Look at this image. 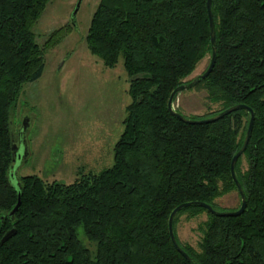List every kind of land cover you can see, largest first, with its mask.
Segmentation results:
<instances>
[{"label": "trees", "instance_id": "16d2710c", "mask_svg": "<svg viewBox=\"0 0 264 264\" xmlns=\"http://www.w3.org/2000/svg\"><path fill=\"white\" fill-rule=\"evenodd\" d=\"M50 1L0 0V240L13 230L0 241V264H190L170 241L169 216L191 202L217 211L216 200L238 195L230 163L250 118L238 110L189 125L167 110L171 93L194 79L201 60L210 61L207 0H100L86 48L108 68L122 58L131 99L113 165L71 184L21 177L18 187L9 180L11 113L23 86L41 78L45 51L69 33L62 27L37 43L33 27ZM211 12L215 64L195 87L220 109L191 118L174 110L190 120L235 105L252 110L250 139L234 166L246 208L237 217L182 209L173 233L195 264H264V0H211ZM18 194L20 207L10 217ZM202 214L195 250L180 242L176 228L182 216Z\"/></svg>", "mask_w": 264, "mask_h": 264}, {"label": "rangeland", "instance_id": "374dc122", "mask_svg": "<svg viewBox=\"0 0 264 264\" xmlns=\"http://www.w3.org/2000/svg\"><path fill=\"white\" fill-rule=\"evenodd\" d=\"M78 0H51L33 27L37 43L42 46L48 35L62 27L66 37L44 53L41 78L21 89L11 113L10 133L16 135L22 115L30 118L29 129L17 152V176H37L46 183L71 184L82 176L98 175L113 165V151L124 130L126 108L131 103L129 78L122 58L114 68L103 65L89 53L84 41L92 14L100 0H81L74 23L70 22ZM208 58L199 62L193 79L202 74ZM202 89L180 92L173 109L188 118L202 117L218 111ZM241 169H246L243 160ZM217 211H235L239 207L236 192L215 201ZM206 220L202 214L194 219H179L176 233L181 243L197 250L200 233L197 227ZM83 239V238H82Z\"/></svg>", "mask_w": 264, "mask_h": 264}, {"label": "water", "instance_id": "95a60500", "mask_svg": "<svg viewBox=\"0 0 264 264\" xmlns=\"http://www.w3.org/2000/svg\"><path fill=\"white\" fill-rule=\"evenodd\" d=\"M81 0L77 1V4L75 6V10L72 13L70 22L74 23V18L76 15V12L80 6ZM206 8H207V15H208V23H209V33H210V44H211V56H210V61L208 63V66L206 68V70L199 76L195 77L190 83L188 84H182L179 87H177L170 95L168 102H167V110L168 112L176 117L178 120H180L182 123L185 124H189V125H202V124H210V123H214L218 120H220L221 118H223L224 116L231 114L233 112H236L238 110H244L247 111L250 114V118H249V122L247 125V129L244 135V139H243V143L242 146L240 148V150L233 156L231 163H230V174H231V178L236 186L237 189V193L239 196V200H240V205L238 207L237 210L235 211H216L212 208V206L205 204V203H201V202H191V203H183L181 205H179L178 207H176L170 214L169 219H168V233H169V237H170V241L173 245V247L176 249V251L186 260L188 261L190 264H195L192 259L180 248V246L177 244L174 233H173V228H172V222H173V218L176 215L177 212H179L182 209H186L189 208L191 206H198L202 209H205L206 211H208L210 214L214 215V216H218V217H237L240 216L245 208H246V197L245 194L243 192V189L241 188L239 182L236 179L235 176V172H234V166L237 162V160L240 158V156H242V154L244 153L249 139H250V134L252 131V127H253V122H254V114L252 112V110L244 105H235L232 106L222 112H220L219 114L209 117L207 119H203V120H190L187 119L186 117H184L183 115H181L180 113H177L174 109H173V100L175 98L176 95H178L180 92H183L185 90H189L194 88L201 80L205 79L212 71L214 64H215V58H216V48H215V32H214V22H213V17H212V12H211V0H207L206 2ZM25 127L23 126V129ZM12 150V162H15L16 159V150L14 151L13 148H11ZM16 184L18 185V180H16ZM21 204V196L20 194L17 195V201L16 204L14 206V208L12 209V211L9 213L10 216H13L17 210L19 209ZM13 235V231H10L9 233H7L3 239L1 240V242H5L9 237H11Z\"/></svg>", "mask_w": 264, "mask_h": 264}, {"label": "flooded vegetation", "instance_id": "af4514ba", "mask_svg": "<svg viewBox=\"0 0 264 264\" xmlns=\"http://www.w3.org/2000/svg\"><path fill=\"white\" fill-rule=\"evenodd\" d=\"M20 120H21V122H22V128H20V130H19V132L16 134V135H14V136H12L11 135V148H13L14 149V151L16 150V159H15V162H12L11 161V165H10V171H9V180L10 181H14V180H19L20 178L17 176V171H15V163H16V161L17 160H21L22 159V157L20 156V155H18V152H17V150H18V148H19V146L22 144V143H24L25 144V134H26V132H27V130L29 129V124H30V118H29V116L28 115H22L21 116V118H20ZM23 126L25 127L24 129H23ZM26 152H25V154H24V156H23V159L22 160H25L26 159ZM11 212V211H10ZM10 216V215H9ZM14 216V215H13ZM13 216H10V217H13ZM12 219V218H11ZM10 231H13L12 229H11V227H9L8 228V230L6 231V234L7 233H9ZM5 234V235H6ZM5 235H3V237L5 236ZM3 237L1 238V240L3 239ZM10 238V237H9ZM8 238V239H9ZM7 239V240H8ZM0 240V241H1ZM6 240V241H7Z\"/></svg>", "mask_w": 264, "mask_h": 264}]
</instances>
